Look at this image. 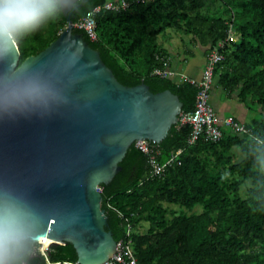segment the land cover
<instances>
[{
  "label": "trees",
  "instance_id": "obj_1",
  "mask_svg": "<svg viewBox=\"0 0 264 264\" xmlns=\"http://www.w3.org/2000/svg\"><path fill=\"white\" fill-rule=\"evenodd\" d=\"M106 1L90 0L74 22ZM43 2L45 12L35 24L13 34L20 64L67 25L59 0ZM231 26L236 40H227ZM170 29L208 46L207 56L218 47L224 58L212 90L236 96L253 117L242 122L232 116L246 131L225 126L220 140L201 137L192 144V126L174 124L162 142L151 141L160 147V162L177 154L160 175L152 174L149 155L134 142L119 173L100 185L109 229L118 242H131L140 264H264V0H145L98 14L96 40L84 29L75 32L100 51L122 83L171 89L188 112L199 85L153 74L168 59L159 36ZM41 245L31 238L9 242L0 247V264L78 262L70 242L48 243L47 255Z\"/></svg>",
  "mask_w": 264,
  "mask_h": 264
},
{
  "label": "water",
  "instance_id": "obj_2",
  "mask_svg": "<svg viewBox=\"0 0 264 264\" xmlns=\"http://www.w3.org/2000/svg\"><path fill=\"white\" fill-rule=\"evenodd\" d=\"M59 1L67 25L21 64L13 35L0 36V247L67 241L80 264H101L119 242L100 185L134 142H162L183 102L171 89L122 83L75 32L74 0Z\"/></svg>",
  "mask_w": 264,
  "mask_h": 264
},
{
  "label": "built area",
  "instance_id": "obj_3",
  "mask_svg": "<svg viewBox=\"0 0 264 264\" xmlns=\"http://www.w3.org/2000/svg\"><path fill=\"white\" fill-rule=\"evenodd\" d=\"M145 0H107L104 3H99L89 9L86 14L80 17L74 26L76 28L84 29L88 36L92 40L98 38L97 31V16L102 12L107 11H122L128 10L135 2H144ZM236 40V32L233 27L229 28V36L227 40ZM224 42L219 43L222 46ZM224 55L219 51L218 47L213 48L208 55L206 66L203 70L202 77L200 79L189 77L184 73L175 70L166 59L163 67H157L154 69L153 74L164 78H176L178 80H189L192 83L199 85V91L197 94V100L195 108L192 111L184 112L180 114V120L182 124H190L192 126V133L189 138V142L195 143L201 137H205L207 140L218 141L223 137V127H231L237 131H246L245 124L237 121L232 116L221 119L217 113L214 104L211 101V91L214 83V72L216 65L223 60ZM136 145L144 153L149 155V160L152 165V174H162L169 165L177 160V154L168 159L165 162H160L158 156L161 153L158 144L152 143L151 140L143 139L136 141ZM181 151V150H180ZM179 151V152H180ZM101 190V188H100ZM102 191V190H101ZM43 245V244H42ZM47 248L44 247L40 250L43 254L47 255ZM50 264V263H49ZM72 264H80L72 263ZM101 264H140L131 242L118 243L117 251L105 262Z\"/></svg>",
  "mask_w": 264,
  "mask_h": 264
},
{
  "label": "crops",
  "instance_id": "obj_4",
  "mask_svg": "<svg viewBox=\"0 0 264 264\" xmlns=\"http://www.w3.org/2000/svg\"><path fill=\"white\" fill-rule=\"evenodd\" d=\"M161 42L167 48L168 59L175 70L189 77L197 79L202 77L208 59V46L202 45L201 42L194 40L192 36H187L182 39L181 47V44L177 43V39L171 37L170 34L165 41L161 40ZM211 101L221 119L227 116H236L240 121L246 122L249 116H252V113L236 96L224 98L223 91L217 88L212 90Z\"/></svg>",
  "mask_w": 264,
  "mask_h": 264
},
{
  "label": "clouds",
  "instance_id": "obj_5",
  "mask_svg": "<svg viewBox=\"0 0 264 264\" xmlns=\"http://www.w3.org/2000/svg\"><path fill=\"white\" fill-rule=\"evenodd\" d=\"M44 12L43 0H0V36L11 37L28 29Z\"/></svg>",
  "mask_w": 264,
  "mask_h": 264
},
{
  "label": "rangeland",
  "instance_id": "obj_6",
  "mask_svg": "<svg viewBox=\"0 0 264 264\" xmlns=\"http://www.w3.org/2000/svg\"><path fill=\"white\" fill-rule=\"evenodd\" d=\"M217 6H219V5H217ZM220 11H221V10H220ZM225 15H227V13H225ZM169 34L171 35V37L177 39V43H178V44H181V43H182V39H183L184 37L192 36V35H184V34H182V33L176 32V31L173 30V29H170V30H167L166 32H163V33L160 34V36H159V38H160V43H162L161 40L165 41V40H166V37H167ZM180 46L182 47V44H181ZM254 116H255V115H254ZM256 116H257V115H256ZM252 117H253V116L250 115L249 118H248V120H250ZM177 208H178V207H177ZM197 209H201V208L199 207V208H197ZM145 226H147V224H145ZM44 247H45L44 245H41V249H43Z\"/></svg>",
  "mask_w": 264,
  "mask_h": 264
},
{
  "label": "flooded vegetation",
  "instance_id": "obj_7",
  "mask_svg": "<svg viewBox=\"0 0 264 264\" xmlns=\"http://www.w3.org/2000/svg\"><path fill=\"white\" fill-rule=\"evenodd\" d=\"M89 1L90 0H85V2L81 4L82 0H74L73 15L77 16L81 14L87 8V4L89 3Z\"/></svg>",
  "mask_w": 264,
  "mask_h": 264
},
{
  "label": "bare ground",
  "instance_id": "obj_8",
  "mask_svg": "<svg viewBox=\"0 0 264 264\" xmlns=\"http://www.w3.org/2000/svg\"><path fill=\"white\" fill-rule=\"evenodd\" d=\"M48 243H50V241H45V240H43V242H42V244L45 246V247H47V244Z\"/></svg>",
  "mask_w": 264,
  "mask_h": 264
}]
</instances>
